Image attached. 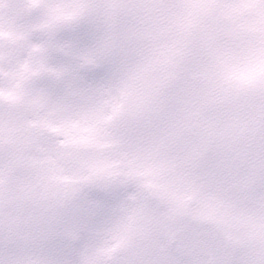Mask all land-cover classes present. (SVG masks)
<instances>
[{
    "label": "clouds",
    "instance_id": "obj_1",
    "mask_svg": "<svg viewBox=\"0 0 264 264\" xmlns=\"http://www.w3.org/2000/svg\"><path fill=\"white\" fill-rule=\"evenodd\" d=\"M0 264H264V0H0Z\"/></svg>",
    "mask_w": 264,
    "mask_h": 264
}]
</instances>
